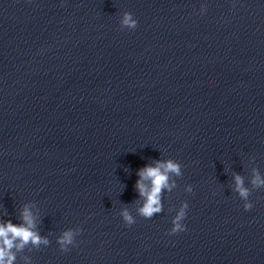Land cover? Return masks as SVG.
I'll return each instance as SVG.
<instances>
[{"label":"clouds","instance_id":"9594fccd","mask_svg":"<svg viewBox=\"0 0 264 264\" xmlns=\"http://www.w3.org/2000/svg\"><path fill=\"white\" fill-rule=\"evenodd\" d=\"M122 24L134 28L136 26V21L132 19L131 14L126 13L123 17ZM168 173L180 175V166L171 160L165 163L157 161L155 167L145 166L139 170L138 175L140 179L136 182V188L139 191V194L145 197V203L139 209V213L142 216L151 218L154 214L161 211V192L163 189L169 187ZM143 181H149L150 187L145 185ZM253 183L257 185L264 184V180H260L257 175L254 178ZM236 184L241 197L246 199L248 196V190L242 186V179L239 176L236 177ZM189 191H191V188ZM244 207L245 210H249L252 208V205L245 204ZM185 208H188V204H185L175 217L169 235L185 231V225L180 222L186 217V212L184 211ZM122 216L126 221V225L131 226L134 224V220L127 210L123 211ZM22 218L25 223L20 226L13 225L11 222L0 224V239L3 240V247H0V264H5V256H8L7 264H11L14 257H12L7 250L13 247V242L17 239L20 241V244L17 245V247H23L24 244L29 242L36 246H39L41 243H48L46 238H42L37 232L32 230L35 226L34 219L31 211L27 207L24 209ZM58 242L61 244L62 248L66 245L72 244L73 233L71 231L64 232Z\"/></svg>","mask_w":264,"mask_h":264}]
</instances>
